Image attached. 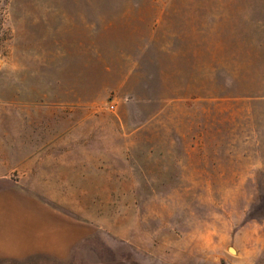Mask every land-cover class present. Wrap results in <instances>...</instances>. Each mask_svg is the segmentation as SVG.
Listing matches in <instances>:
<instances>
[{
  "label": "rangeland",
  "instance_id": "1",
  "mask_svg": "<svg viewBox=\"0 0 264 264\" xmlns=\"http://www.w3.org/2000/svg\"><path fill=\"white\" fill-rule=\"evenodd\" d=\"M79 116L102 262L264 264V0H0V162Z\"/></svg>",
  "mask_w": 264,
  "mask_h": 264
},
{
  "label": "crops",
  "instance_id": "2",
  "mask_svg": "<svg viewBox=\"0 0 264 264\" xmlns=\"http://www.w3.org/2000/svg\"><path fill=\"white\" fill-rule=\"evenodd\" d=\"M62 122L66 128L56 132V144L26 146L18 162H0V264H108L95 247L87 248V235L97 227L71 208L81 203V178L87 176L81 171V116L77 129ZM118 242L105 244L113 252L119 244L133 248Z\"/></svg>",
  "mask_w": 264,
  "mask_h": 264
},
{
  "label": "bare ground",
  "instance_id": "3",
  "mask_svg": "<svg viewBox=\"0 0 264 264\" xmlns=\"http://www.w3.org/2000/svg\"><path fill=\"white\" fill-rule=\"evenodd\" d=\"M231 253H235L234 250H229Z\"/></svg>",
  "mask_w": 264,
  "mask_h": 264
},
{
  "label": "water",
  "instance_id": "4",
  "mask_svg": "<svg viewBox=\"0 0 264 264\" xmlns=\"http://www.w3.org/2000/svg\"><path fill=\"white\" fill-rule=\"evenodd\" d=\"M229 250H233V249L230 248Z\"/></svg>",
  "mask_w": 264,
  "mask_h": 264
}]
</instances>
